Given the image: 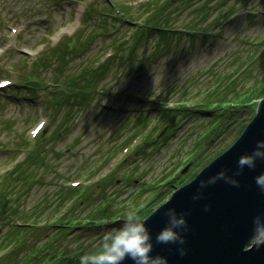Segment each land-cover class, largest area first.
Listing matches in <instances>:
<instances>
[{
  "label": "rangeland",
  "instance_id": "rangeland-1",
  "mask_svg": "<svg viewBox=\"0 0 264 264\" xmlns=\"http://www.w3.org/2000/svg\"><path fill=\"white\" fill-rule=\"evenodd\" d=\"M261 80L264 0H0V244L18 221L73 213L96 227L56 245L89 254L125 221L97 209H158L183 186L170 181L240 137L237 125L213 133L195 107L220 91L233 104ZM253 115L248 105L240 123ZM68 187L80 193L62 208ZM25 232L39 247L56 230Z\"/></svg>",
  "mask_w": 264,
  "mask_h": 264
},
{
  "label": "water",
  "instance_id": "water-1",
  "mask_svg": "<svg viewBox=\"0 0 264 264\" xmlns=\"http://www.w3.org/2000/svg\"><path fill=\"white\" fill-rule=\"evenodd\" d=\"M251 156L252 165H239L241 157ZM261 177L264 99L236 142L144 219L154 245L151 255L165 257L167 264H264V245L252 244L264 232ZM169 209L175 210L176 220L186 221L185 227L176 229L185 240L182 245L156 244V235L172 223L166 215ZM123 264L133 262L126 259Z\"/></svg>",
  "mask_w": 264,
  "mask_h": 264
},
{
  "label": "trees",
  "instance_id": "trees-1",
  "mask_svg": "<svg viewBox=\"0 0 264 264\" xmlns=\"http://www.w3.org/2000/svg\"><path fill=\"white\" fill-rule=\"evenodd\" d=\"M158 4L159 3H153L152 8L156 7V5L159 6ZM153 10L155 11V13L157 12L156 8ZM152 16L149 17L151 18ZM154 18L156 19L153 21H156L158 23L165 20V17L163 15H154ZM168 23L169 22H167V24ZM146 26H148V24ZM159 26L160 25L156 24L155 22L153 23V25H150V27L154 29H159V28L162 29L161 26L160 27ZM64 42L65 41H63L62 43ZM62 43L60 45V48H63ZM56 50L58 49H55V51ZM248 69L249 68L245 69V72ZM99 72L100 70L95 73H99ZM75 82L77 81H72L71 85L74 86ZM65 92H67V90H65ZM236 94H237L236 98L237 96L239 97V95L241 96V94H239L238 92ZM215 95H216L215 100L210 99L206 103H203V105H199V107H195L198 108L196 110L199 111L200 109H202V111L214 115L213 123H211L212 124L211 130L213 133H218L221 135V133L226 130V127L237 125V127L239 128V133H240L239 135H241L248 125L246 123H240V119L242 118V114L245 108L248 105H251L254 111L253 116L255 117L258 104L261 100L264 99V80H261L256 86L254 85V88L246 92L244 98L235 101L233 104H231V102L228 100L229 93L223 95V93L220 91L219 93H215ZM171 111L172 110L164 109L163 115L168 116L169 115L168 112ZM224 121L228 122L227 126H224L225 125ZM221 153H223V151L217 152L216 156L221 155ZM37 154L38 152L37 150H35L34 155L30 156L31 158L29 157V159L35 164L39 162V157H36ZM210 157H211L210 154L208 153L204 154V156H202L200 159H198L195 162L194 167L186 175L180 174L179 177L174 178L172 181H170L168 184L169 185L168 191H171V189L174 188L176 185H185L186 183H188V179H194L201 171L198 170L201 167L203 168L206 167L205 165L208 163L207 161H210L209 160ZM16 170H17L16 172L18 171L21 172L23 168H21L20 165L19 168H17ZM79 190L80 188H70V187L63 189V192L66 196L65 199L63 200V203L61 204L63 205L65 203L62 208H66L67 207L66 204L67 203L69 204V201L75 200V197H77V195L80 193ZM83 196L85 197L86 194L82 193L80 199L84 198ZM158 200L159 198L157 199L154 198L152 202L150 201L146 205L139 207L137 210H129V211L136 212L144 221L146 217H148L152 212L155 211L154 209L156 208L155 206L157 205ZM81 201H83V199ZM71 204L73 207L74 203ZM97 211L100 214L99 218H101V220L112 218L115 219L116 221L120 220L122 218V215L123 217L125 215L126 218V214L129 212V211H124L123 209L116 211L115 209L111 208L109 205H105L102 209L101 208L97 209ZM115 213L117 216L116 218H115ZM61 216L62 217L59 218L56 222H50L49 224L46 223L45 225H43V227H39L37 223L35 224L28 222L27 224H23L21 223V221H18L15 227L17 230L12 232L8 236V240L5 242V244H0V264H80L81 256L86 255L83 253L84 251L82 249L73 250L74 253L72 252L69 253L67 250H63L60 245H56V243H58L64 236L77 230V228L79 230V227H81L80 229L84 230L86 227L88 228L92 227L91 224H95L97 221L93 220L92 222L87 223V225L85 226L79 223V218L76 215H73V213L66 218L64 217L65 215L63 216V214ZM100 223L103 224V221ZM94 226L96 227V224ZM49 229L56 230V232L51 235L49 241H47L45 244L39 247L36 244H29L28 239L25 240L26 230H29V232L31 230L36 232L39 230H49ZM2 243H4V241H2ZM101 246L102 244L98 245L96 248L97 250L95 249L89 251V254L95 253L100 249ZM25 248H27V251H25ZM22 250L25 251V254L19 256Z\"/></svg>",
  "mask_w": 264,
  "mask_h": 264
},
{
  "label": "clouds",
  "instance_id": "clouds-1",
  "mask_svg": "<svg viewBox=\"0 0 264 264\" xmlns=\"http://www.w3.org/2000/svg\"><path fill=\"white\" fill-rule=\"evenodd\" d=\"M253 160L254 156L241 157L238 163L240 166L252 165ZM258 183L264 185V177L259 178ZM166 215L172 218V223L156 235V244H184V238L176 229L185 227L186 221L183 218L176 220L174 209H169ZM104 240L98 251L81 256L80 264H123L126 259L133 264H167L165 257L151 255L154 250L151 233L136 212L129 211L123 225ZM252 244L264 245V232H260Z\"/></svg>",
  "mask_w": 264,
  "mask_h": 264
}]
</instances>
